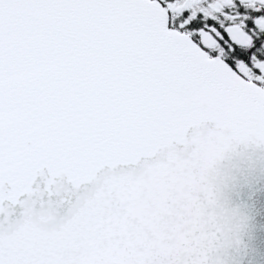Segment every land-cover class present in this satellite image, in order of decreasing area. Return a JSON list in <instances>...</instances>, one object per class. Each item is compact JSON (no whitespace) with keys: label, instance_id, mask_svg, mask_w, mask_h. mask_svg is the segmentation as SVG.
<instances>
[{"label":"snow or ice","instance_id":"1","mask_svg":"<svg viewBox=\"0 0 264 264\" xmlns=\"http://www.w3.org/2000/svg\"><path fill=\"white\" fill-rule=\"evenodd\" d=\"M264 146V0H0V264H217V144Z\"/></svg>","mask_w":264,"mask_h":264},{"label":"water","instance_id":"2","mask_svg":"<svg viewBox=\"0 0 264 264\" xmlns=\"http://www.w3.org/2000/svg\"><path fill=\"white\" fill-rule=\"evenodd\" d=\"M213 181L230 221L217 264H264V146L237 145L221 161Z\"/></svg>","mask_w":264,"mask_h":264},{"label":"clouds","instance_id":"3","mask_svg":"<svg viewBox=\"0 0 264 264\" xmlns=\"http://www.w3.org/2000/svg\"><path fill=\"white\" fill-rule=\"evenodd\" d=\"M230 152L231 151H224L222 144H217L211 157L206 154H202L199 161L189 162L192 166L191 175L193 176V180L189 184V191L187 195L192 202L191 206L196 209L197 214L200 216H203L207 207L198 194L202 188L200 183L201 172L208 166L210 160L213 163L214 171L216 172L221 161H223ZM214 199H218V196L214 197Z\"/></svg>","mask_w":264,"mask_h":264}]
</instances>
